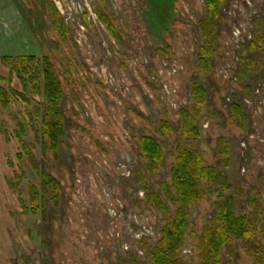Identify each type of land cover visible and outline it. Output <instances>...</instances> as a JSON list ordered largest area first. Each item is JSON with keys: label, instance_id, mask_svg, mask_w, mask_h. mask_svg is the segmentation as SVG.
Instances as JSON below:
<instances>
[{"label": "rangeland", "instance_id": "1", "mask_svg": "<svg viewBox=\"0 0 264 264\" xmlns=\"http://www.w3.org/2000/svg\"><path fill=\"white\" fill-rule=\"evenodd\" d=\"M8 2L0 59H49L62 89L64 136L57 148L44 137L41 96L0 108V264H150L165 222L146 198L156 194L170 215L176 211L160 185L170 183L179 146L225 172L230 184L219 198L203 182L204 196L189 211L193 235L180 255L186 264H198L197 237L219 202L234 215H252V201L264 211V0H225L206 40L214 53L207 69L200 29L206 0ZM246 57L261 66L241 81ZM10 66L0 61L2 84L10 77L21 90ZM195 85L204 89V105ZM186 112L195 116L196 137L182 136ZM15 119L27 125L29 156ZM144 137L161 149L156 172L141 154ZM223 264L253 260L237 244Z\"/></svg>", "mask_w": 264, "mask_h": 264}, {"label": "trees", "instance_id": "2", "mask_svg": "<svg viewBox=\"0 0 264 264\" xmlns=\"http://www.w3.org/2000/svg\"><path fill=\"white\" fill-rule=\"evenodd\" d=\"M225 0H206L205 19L200 23L203 40L211 39L218 27L219 8ZM259 23L256 22L258 27ZM258 34V32H257ZM206 45V46H205ZM201 47L205 56L202 57L201 68L210 67L213 51L209 43ZM254 43H249L247 48L252 49ZM1 63L10 66V74L17 77L21 90H14L7 81L8 87L3 86L0 79V108L10 110L15 103L20 101L29 103L32 96H41L46 103L44 115L41 116L43 135L49 140L52 148H57L58 140L63 138V118L59 109L62 95L61 85L56 78L54 67L47 57L32 55L4 56ZM242 70L238 75L239 80H245L248 75L260 69V62L246 57L240 62ZM193 92L199 97L198 104L204 105L202 86H193ZM193 94V95H194ZM200 105V106H201ZM240 124L245 126L246 115L237 105H231ZM182 136H197L195 116L185 113ZM32 122V116H29ZM15 136L19 141L23 156H29L28 147L23 141L27 125L24 120H17ZM141 154L149 162V170L156 172V168L163 165V157L159 145L151 137H144L140 142ZM176 163L171 170L170 183H161V194L166 202L176 206V211L170 215L165 202L156 194H147V200L154 204L162 215L165 226L160 230L159 240L149 256L150 264H186L180 258L185 246L186 238L192 236L190 229L189 211L204 196L205 184L211 185L219 196L230 189L227 175L215 168L205 167L198 152L189 149L177 148ZM228 167V165H226ZM253 214L250 216L234 215L229 207L222 202L215 206V213L211 225L202 230L197 237L198 264H223V260L231 259L239 244L246 256L253 260V264H264V211L255 201H252ZM260 218V219H259ZM134 264V263H132Z\"/></svg>", "mask_w": 264, "mask_h": 264}, {"label": "crops", "instance_id": "3", "mask_svg": "<svg viewBox=\"0 0 264 264\" xmlns=\"http://www.w3.org/2000/svg\"><path fill=\"white\" fill-rule=\"evenodd\" d=\"M8 10H9V2H8V0H0V19L6 20L4 18V16H3V13H5V16L7 18Z\"/></svg>", "mask_w": 264, "mask_h": 264}]
</instances>
